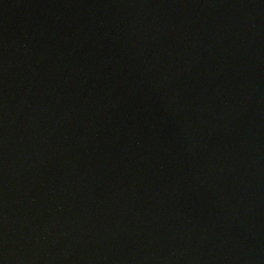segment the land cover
<instances>
[{
    "label": "water",
    "instance_id": "obj_1",
    "mask_svg": "<svg viewBox=\"0 0 264 264\" xmlns=\"http://www.w3.org/2000/svg\"><path fill=\"white\" fill-rule=\"evenodd\" d=\"M0 264H264V0H0Z\"/></svg>",
    "mask_w": 264,
    "mask_h": 264
}]
</instances>
